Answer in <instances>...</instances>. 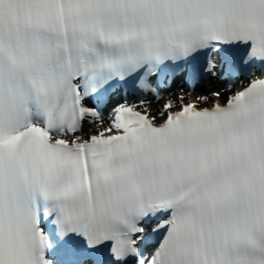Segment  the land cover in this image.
<instances>
[{"label": "bare ground", "instance_id": "obj_1", "mask_svg": "<svg viewBox=\"0 0 264 264\" xmlns=\"http://www.w3.org/2000/svg\"><path fill=\"white\" fill-rule=\"evenodd\" d=\"M178 91L182 92V95L180 98H182V99L186 98L187 100H195L196 104H201V103L204 104L205 103L206 105H209V104H212L211 102L213 100L219 99L218 97H213V99H211V98H209V96H205L203 98V100H201V99L197 98V94L194 91H190V90H186V89H183V90L179 89ZM160 97H167L171 103H174V100H173L174 98L172 97L171 92H163V94H161ZM152 106H153V104L150 102L148 104V108H150ZM92 126H93V124L84 125L79 129V131L75 132L73 135L80 136V135L84 134L87 130L89 131L90 129H92L93 128ZM94 127H96V126H94ZM96 129H99V128L96 127Z\"/></svg>", "mask_w": 264, "mask_h": 264}, {"label": "rangeland", "instance_id": "obj_2", "mask_svg": "<svg viewBox=\"0 0 264 264\" xmlns=\"http://www.w3.org/2000/svg\"><path fill=\"white\" fill-rule=\"evenodd\" d=\"M207 93L209 94V98L213 99V97H218L217 95H215L213 92H211V90L207 91Z\"/></svg>", "mask_w": 264, "mask_h": 264}]
</instances>
